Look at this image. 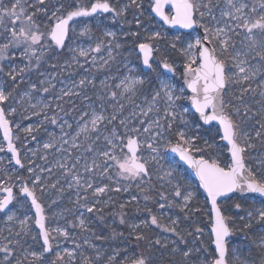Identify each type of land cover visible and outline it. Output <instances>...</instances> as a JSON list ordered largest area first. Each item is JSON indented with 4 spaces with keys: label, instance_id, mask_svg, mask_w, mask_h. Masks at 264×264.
<instances>
[{
    "label": "snow or ice",
    "instance_id": "snow-or-ice-1",
    "mask_svg": "<svg viewBox=\"0 0 264 264\" xmlns=\"http://www.w3.org/2000/svg\"><path fill=\"white\" fill-rule=\"evenodd\" d=\"M169 4L172 8L171 14L164 11L165 5ZM142 7L139 0H126L125 3L117 5L111 0H71L67 4L63 0H55V3L50 0H32L31 3L29 0H10V4L5 5L4 0H0V129L3 130V138L7 142L6 150L11 153L9 164L14 161L20 169H25L20 148L14 143V139L20 138L13 137L12 122L9 119L10 115L17 112V108L12 106L13 93L25 82V74L34 71L39 78L37 82H28L29 90L20 96L21 101L27 99L30 102L35 92L49 93L55 90L56 86L52 83L54 75L41 71L42 64L58 56L67 46L70 33L76 34L78 18H89L88 22L79 24L80 37L91 39L95 29L101 32V38L95 47L70 48L74 53L72 63L79 65L78 58L82 57L87 61L90 54L99 53L106 48L107 59H102L98 65V68H104L110 61L115 60L114 53L118 55L123 48L117 31L108 27L109 19L113 26L119 21L129 25L134 23L137 29L143 28L140 19L143 15ZM132 8L137 10L138 15L129 21L127 13ZM216 11L219 12L218 17ZM151 12L159 16L165 25L193 31L199 27L203 29V34L192 38L191 32L177 33L167 41L166 52L161 53L159 42L165 39L166 33L148 31L141 36L139 31L125 32L126 37L133 39V51L148 69L156 71L152 64L154 57L159 54L155 62L165 71L157 73L158 85L145 88L150 82L137 75L135 69L125 63L128 75L117 77L119 83L110 84V78L107 77L100 81V87L94 93L99 101L98 107L89 96L83 95V100L89 103L87 110L82 111L79 116L75 135L70 140L65 138L68 136L64 132L65 125L68 128L72 125L64 121L60 125L62 134L59 140L50 134V142L44 143L43 149L47 152L55 148L66 153L65 157L56 162L55 167L62 171V175L70 177L67 188L76 189L75 204L83 207L87 213L100 212L98 205L101 203V196L109 192H128L132 181L136 182L135 187L143 200L155 204L158 214L146 207L144 210L148 214L147 219L129 225V235H134L136 246L142 250L123 264H153V250L167 251L169 245H172V254L182 256L185 264H264V234L254 242L259 250L257 259L241 258L237 252L231 262L229 261V243L237 231L247 233L254 225L264 228V206L248 210L245 216H240L241 227L237 229V220L228 213L241 210L242 204L239 201L231 205L227 203L237 195L240 200H246L250 194H256L264 205V152L259 154V158L253 157L256 160L255 165L246 163L248 154L256 149L257 142L264 146V78H261L264 77V0H151ZM100 13L109 16L101 18L98 15ZM39 16L44 17L45 23L37 22ZM241 35V46L237 48L236 41ZM17 51L23 66L13 63L17 59ZM168 52L177 54L183 60L185 87L191 92L187 99L198 114V120L202 121V125H210L212 122L218 125L214 133L209 132L208 138L192 134L193 126L198 132L202 125L186 119L189 109L179 103L185 88L177 89L174 84L162 78L168 73L174 74L177 68L175 60ZM92 62L96 64L95 55H92ZM65 63L68 65L67 61ZM49 66L53 69L58 67L56 64ZM89 86L96 89L94 80L84 76L78 82L72 81L70 85L60 88L55 100L69 98L71 102L72 98L80 97ZM229 88H238L239 91L229 93ZM138 93L144 95L147 107L136 104ZM249 96L252 97L251 101L247 99ZM256 96L259 99H255ZM161 101L164 103L163 115H160L161 110L158 107ZM126 104L133 110L125 116ZM106 105L111 108V112H108ZM55 106L63 111L62 103L58 102ZM51 107V102L45 103L41 100H37L35 104L30 103L31 109H40L38 112L33 111V115L37 116ZM153 113L156 118H149ZM44 119L51 124H57L56 115L48 117L45 114ZM16 127L19 129L20 125L17 124ZM34 131L36 129L31 125L23 128L26 135H32ZM215 137L226 142L223 147L230 153V162L222 165L218 154L221 146ZM101 140L104 143L102 149L97 147ZM65 145L69 147L66 148ZM81 147L84 153L91 154L90 161L83 154L72 156L70 149ZM145 150L149 153L147 157L142 155ZM4 151L5 148L0 147V152ZM28 151L32 156L37 154L35 150ZM168 152L177 153L181 161L195 170L199 187L206 193L210 206L211 251L188 247L186 236L178 231L179 217L169 216L167 224L161 223L164 210L170 208H179L187 219L192 212L191 202L197 195L180 183H172L175 170H164L160 163ZM213 152H217V155L214 156ZM40 158L47 161V155ZM2 160L3 157H0V161ZM81 167L83 173L80 171ZM26 170L29 173L27 179L16 177L14 180L13 176L6 174L5 179L0 180V193H3L0 198V213L6 214V223L19 226V231L14 234L10 228V235L5 237L7 242L0 243V264H25L26 261L28 264H77V252L81 245L73 240V248L63 247L56 250L58 245L54 247V241L61 237L70 239V232L67 227L52 228L46 225V220L50 218L46 217L45 205L37 195L38 190L43 194L47 188L56 189L59 180L48 184L47 177L42 174H51L52 168L34 165L31 159L28 160ZM152 174L158 181H166L171 186V191L157 190L152 183ZM97 177L106 179L109 183H95ZM121 181L129 183L123 184ZM17 183L18 192H14L13 188ZM113 184L115 187H112ZM59 191L63 193L65 189L60 188ZM81 192L85 195L81 196ZM88 192H91L93 198L91 202ZM26 202H30L29 207L35 209L34 224L39 229L38 237L42 241L40 251L31 250V246L24 248V237L31 232V218L24 215L20 219L17 213ZM110 202L111 198L104 201L105 205ZM55 203V200L52 201L53 205ZM130 203H138L137 196L132 195L125 202ZM125 204L120 205L121 225L126 223L123 215ZM65 211L70 210H62L53 215L61 216ZM137 211L140 209L137 208ZM100 219L103 220V216ZM77 220L78 223H68L82 231L88 229L83 213ZM151 226L172 233L178 240L169 241L166 237L151 239L143 231ZM203 234V229L195 227L187 235ZM112 235H117L114 230ZM32 239L36 240L37 236L33 235ZM96 239L107 237L97 236ZM84 244L95 249L96 254L93 258L83 255L81 251L82 264H98L100 261L103 264H120L117 259L120 255L118 251L114 250L112 255L104 259L105 253L95 244L87 239ZM18 251L23 255L18 256ZM53 253V258L47 259L45 254Z\"/></svg>",
    "mask_w": 264,
    "mask_h": 264
},
{
    "label": "rangeland",
    "instance_id": "rangeland-1",
    "mask_svg": "<svg viewBox=\"0 0 264 264\" xmlns=\"http://www.w3.org/2000/svg\"><path fill=\"white\" fill-rule=\"evenodd\" d=\"M31 2L32 0H29V3ZM50 2L55 3V0H50ZM111 2L114 5H117L125 3L126 0H111ZM139 2L143 6V15L140 17L144 25L143 28L137 29L134 23L129 25L127 23H121L119 21H117L113 26L111 20L109 19L108 27H110L111 30L117 31L120 37V43L123 45V48L120 50L118 55L114 53L116 58L115 60L110 61L109 65L105 66L104 68H98V65L102 62V59H107L108 54L106 48L102 49L99 53L90 54V56L87 58V61H85V58H78L80 62L79 65L76 63H72V56L74 55V53L69 50L70 48H87L89 46L95 47V44L98 42V39L101 38V32L95 29L91 39H89L88 37H80L78 35L80 31L79 24L82 22H88L89 20V18H82L81 20H78V24L76 26V34L71 35V39L66 44L67 46L59 52L58 56L50 58L47 60L46 63L42 64L41 71L52 73L54 75L52 83L56 86L55 90L50 91L49 93L35 92L33 93V98L30 102L27 99L21 101L20 96L25 91L29 90L28 82H37L39 78L38 74L34 71L25 74V82L21 83L18 89L13 93L14 99L12 101V106L17 108V112L9 116V119L12 122L14 138L17 136L20 138L19 140L14 139V141L17 142L18 148H20L21 158L22 161L25 163V169H20L19 166L15 165L14 161L9 164V161L11 160V153L7 152L6 150L7 143L4 140L2 130L0 129V147L5 148L4 152H0V157H3V160L0 161V180H4L6 174L13 176L14 180L16 177L27 179L29 177V173L26 169L28 166L29 159L34 162V165L52 168L51 174L47 172L42 174L44 177H47L48 184L56 183L57 180H59L56 189L47 188L43 192V194H41V192L38 190L37 195L40 197L41 203L45 205L46 217L50 218L46 220L47 226L52 228H55L57 226L67 227L70 232V239L65 240L61 237L57 241H54V247L58 245L56 250H60L63 247H68L69 249L73 248V240L77 244L81 245V249L77 252V264H82V256L80 255L81 251L83 252V255L93 258L96 254L95 249L89 248L88 245L84 244L85 239L89 240L92 244H95L101 252L105 253L104 259H106L108 255H112L114 250L120 253V255L117 257L120 264H123V262H125L129 258H133L142 249L141 247L136 246L134 238H131V241L129 240V234L131 231L129 225L138 224L141 220L147 219L148 214L144 210L146 207L151 208L154 213L158 214L157 208L152 201L145 202L143 200L142 195L135 187V181L130 182L131 187L129 188L128 192H109L104 194L99 198L101 200V203L98 205V208H100L101 211L87 213L83 207H78L75 204L76 189L67 188V181L70 180V177L62 175V171L55 167L56 162L58 160H61L62 157H65L66 153L59 152L55 148L49 149L47 150V152H45V150L43 149V144L50 142L51 135H54L55 138L59 140L62 134L60 125L63 124L64 121H67L68 124L72 125L71 128H68L65 125L64 132L68 133V136L65 138L70 140V138L75 135L79 126V116L82 111L87 110V105L89 103V101L83 100V95L89 96L91 101H95L96 106L98 107L99 101L96 100V96L94 93L99 89L100 81L104 80L107 77L110 78L108 80L110 84L119 83V79H117V77L122 78L123 76L128 75V71L124 66L125 63H128L129 67H133L137 75L143 76L147 81L150 82V84L145 85V88L155 87L158 85V81L156 80L157 73H164L165 71L159 68L158 64L155 62V60L158 59L159 54L156 55L152 64V68L156 69V71H152L148 68H145L140 58L138 57V54L133 51V39L126 37L124 33L129 31H139L141 33V36L146 35L148 31H161L162 33H166L167 35L165 39L159 42L160 52L165 53L167 41L171 39L172 36L177 33L187 34L189 32L176 30L171 27H167L165 24H163V21L158 19L155 14L151 12V0H139ZM4 3L5 5H9L10 0H4ZM167 13H172V8L170 6L167 8ZM215 14L217 15V17L219 16L218 11H216ZM98 15L101 18L109 16V14L104 13H100ZM136 15H138L137 10L135 8H132L127 13V19L129 21H132L133 17ZM37 22L41 24L45 23L44 17L39 16ZM191 33L192 38H194L196 35H202L203 29L197 27L194 31H191ZM242 39V35L237 39V48H240V41ZM167 54L171 56L173 60H175L177 68L174 74L168 73L162 78L174 84L177 89L181 87L185 88L182 99L179 103L183 107L189 109V113L187 114L186 119L194 121L196 123H200L202 125L201 121L198 120V116L192 110L189 104V100L187 99V97L190 96V93L184 84L182 66L183 60L182 58L178 57V55L175 53L168 52ZM16 55L17 59L14 60L13 63L18 66H23V62L19 58V51H17ZM92 55H95L96 57L95 65L92 62ZM66 61L70 66L66 65ZM3 63L7 64V61H4ZM51 64H56L58 67L53 69L49 66ZM84 76H88L89 79L94 80L96 84V89H93L91 86H89L88 88L83 90V93L80 97L72 98L71 102L69 101V98H64L63 101L55 100V96L59 94L60 88L65 87V85H70V82L72 81L78 82ZM255 86V83H253V87ZM9 87H11V84H9ZM77 91H80V89H77ZM238 91V88H229V93ZM177 94H179V92ZM247 99L251 101L252 97L249 96L247 97ZM255 99H259V96H256ZM37 100L44 101L45 103L51 102V109L45 110L44 113H41L38 116L33 115V111L38 112L40 111V109H31L30 103L35 104ZM17 101H19V103H17ZM58 102L62 103L63 111H60V109L56 108L55 105ZM135 102L136 104H140L144 107H147L143 94L138 93L135 98ZM73 105H75V107H73ZM106 107L108 106L106 105ZM158 107L161 110L160 115H163V101L160 102ZM132 110V107L126 104L124 115H128V112ZM108 112H111L110 107H108ZM45 114L48 117L56 115L57 124H51L49 120H45ZM149 118H156V114H150ZM17 124L20 125L19 129H17L16 127ZM29 125L33 126L36 129V131H34L32 135H26L23 132V128H26ZM217 127V124H213L209 127H205L202 125V127L197 132V130L193 126L192 134L208 138L209 132L214 133ZM32 136H35L34 140L32 139ZM215 139L221 146L218 150V154L222 165L224 163L230 162V153L227 152L226 147H223L225 143L223 141H219L218 137H215ZM81 142H83V137H81ZM57 147H59L58 144ZM65 147L68 148L69 145H65ZM97 147L101 149L104 147L103 140H101ZM29 149L35 150L37 153L36 156H32L31 152L28 151ZM70 151L72 156L83 154L88 157L89 161L92 158L90 153H84L83 147L76 150L70 149ZM261 152H264V146H261L257 142L256 149L252 150L248 154L246 158V163L255 165L256 160L253 159V157L259 158V154ZM212 154L215 156L217 155V152H213ZM42 155H47V161L42 160L40 158ZM142 155L144 157H147L149 153L147 150H145ZM83 162L84 161L82 159L81 164H83ZM160 163L164 166V170H167L168 168H173L175 170V179L172 180L173 184L180 183L187 190L195 191L197 193L195 200L191 202L192 212L188 214L187 219H185L184 214L180 212L179 208H170L164 210V217L161 220V223L167 224L169 222V216L172 218L179 217L180 226L178 231H180L182 235L186 236V242L188 247L205 248L211 251V224L209 216L210 206L207 202L206 195L202 192L201 188L199 187V182L192 176L187 166L183 165L178 157L171 155L169 152L164 156V159H162ZM80 171L81 173H83L82 167L80 168ZM154 171L155 165H153V173ZM161 175H163V172H161ZM94 182L98 184L109 183L108 180L100 177H97ZM121 183L126 184L129 182L121 181ZM152 183L156 185V189L159 191H171V186L167 184L166 181H158L154 174H152ZM161 184H163V187H161ZM112 187H115V184H113ZM15 188H19L18 183L16 184ZM60 188H64L65 191L61 193L59 191ZM83 195H85V193L81 192V196ZM132 195L137 196L138 203H130L126 205L125 202L129 201ZM2 196L3 193H0V198H2ZM87 196L89 198V201L91 202L93 199L91 192H88ZM109 198H111V202L105 205L104 201H108ZM156 198L158 199V197ZM54 200L56 201L55 205L52 204V201ZM235 201H239L242 204V209L230 211L228 214L237 220V224L235 225L237 229L241 227L239 223L240 216H245L248 210L264 206L261 203V199H254L248 196L246 200H240L239 195L234 196L233 199L228 201L227 203L231 205ZM81 203H83V201H81ZM121 204H125V208L126 206H128L131 209L130 214H128L129 212L124 210L125 208L123 209V215L126 220V223L124 225L127 226L128 233H125L123 230H119L118 227V224H120V213L122 211L121 210L118 213V208L121 209ZM29 205L30 202H26L25 206L21 208L20 211L17 213L20 219H23L24 215H27L31 218V232L28 236L24 237V240L26 241V243H24V248H28L29 246H31V250L40 251L42 241L38 237L39 229L34 224V210L31 209ZM89 206H91V203L89 204ZM137 208H139L140 211H137ZM62 210L70 211H65L64 214L61 216L53 215L54 213H60ZM81 213H83V218L88 223V229L83 231L79 227H72V225L68 223L69 221L78 223L77 218L80 217ZM101 216H103V220L100 219ZM195 227H200L201 229H203V236L187 235L188 233H191ZM10 228L12 234H14L16 231H19L18 224L6 223V214L0 213V243L7 242L5 240V237L10 235ZM113 230L117 234L115 237H113L112 235ZM143 231H145V233L150 231V233H152V236L150 237L151 239H155L157 237H161L163 239L166 237L169 241L178 240V238L172 233L163 232L160 228H157L155 226H151L148 229H143ZM121 233L123 235H120ZM262 234H264V228H262V226L260 225H254L253 229L247 233L237 231L233 235L229 243V261L231 262L234 253L237 252L241 258L250 257L253 260L257 259L259 250L255 247L254 242ZM33 235L37 236L36 240L32 239ZM97 236L107 237V239H96ZM171 247L172 245H169V250L167 251L159 249L153 250V264H185V261L183 260L182 256H180L179 254H172ZM17 255L22 256L23 253L18 251ZM45 255L47 256V259L51 260L54 256V253L52 255ZM0 257H2V253H0ZM30 260L31 257H29V261ZM25 264H28V262L26 261ZM98 264H103V261L98 262ZM196 264H199V262H196Z\"/></svg>",
    "mask_w": 264,
    "mask_h": 264
},
{
    "label": "water",
    "instance_id": "water-1",
    "mask_svg": "<svg viewBox=\"0 0 264 264\" xmlns=\"http://www.w3.org/2000/svg\"><path fill=\"white\" fill-rule=\"evenodd\" d=\"M171 7V5L169 4V5H165V8H164V11L167 13V8L168 7ZM155 14V13H154ZM155 16H156V14H155ZM158 19H160L161 20V18L159 17V16H156ZM167 27H171V26H168V25H166ZM171 28H173V29H176V30H181V31H184V32H191V31H193L192 29H181V28H179L178 26H176V27H171ZM196 29V28H195ZM67 42V41H66ZM155 58V57H154ZM144 66V65H143ZM145 68H147L146 66H144ZM184 84H185V82H184ZM188 90V89H187ZM189 91V93H190V96H191V92H190V90H188ZM189 104H190V106H191V103H190V100H189ZM192 108V107H191ZM192 110L195 112V110L192 108ZM197 116H198V114L197 113H195ZM201 123H202V121H201ZM213 124H217L216 122H212L210 125H213ZM210 125H203V126H206V127H208V126H210ZM2 130V129H1ZM12 131H13V128H12ZM2 133H3V130H2ZM13 137H14V134H13ZM7 143V142H6ZM14 143H16V145H17V147H18V144H17V142H15L14 141ZM225 144H226V142H224ZM171 155H174V156H176V157H178L179 158V155L177 154V153H172V152H169ZM180 160V159H179ZM23 162V161H22ZM180 162L183 164V165H186L187 166V168H188V170L190 171V173L192 174V176L199 182V178L196 176V174H195V170L194 169H192L191 167H189L184 161H181L180 160ZM201 190H202V192L206 195V193L204 192V190L201 188ZM249 196H252V197H254V198H258L257 196H256V194H250ZM260 199V198H259ZM34 210V212H35V209H33ZM47 225V224H46Z\"/></svg>",
    "mask_w": 264,
    "mask_h": 264
},
{
    "label": "flooded vegetation",
    "instance_id": "flooded-vegetation-1",
    "mask_svg": "<svg viewBox=\"0 0 264 264\" xmlns=\"http://www.w3.org/2000/svg\"><path fill=\"white\" fill-rule=\"evenodd\" d=\"M64 3H71V0H64ZM82 18H78V20H81ZM184 32V31H183ZM71 35H72V33H70V39H71ZM69 39V40H70ZM68 40V41H69ZM67 41V42H68ZM67 42H66V44H67ZM211 126V125H210ZM206 127V126H205ZM209 127V126H208ZM13 191L14 192H18V188H13ZM249 197H252V196H249ZM252 198H254V197H252ZM254 199H259V198H254ZM127 205V204H126ZM11 207V206H10ZM125 210L127 211V212H129L128 214H130V212H131V209L128 207V206H126V208H125ZM121 211V209H119L118 208V213ZM4 214V213H3ZM118 227H119V230H123L125 233H128V228H127V226L126 225H120V224H118ZM131 239V236L129 237V240ZM131 241V240H130Z\"/></svg>",
    "mask_w": 264,
    "mask_h": 264
},
{
    "label": "trees",
    "instance_id": "trees-1",
    "mask_svg": "<svg viewBox=\"0 0 264 264\" xmlns=\"http://www.w3.org/2000/svg\"><path fill=\"white\" fill-rule=\"evenodd\" d=\"M125 208V207H124ZM125 210V209H124ZM147 235H149V237H151L152 236V233H150V231H148L147 233H146ZM131 238H134L133 236H131Z\"/></svg>",
    "mask_w": 264,
    "mask_h": 264
}]
</instances>
